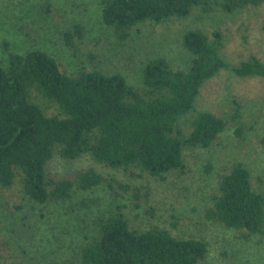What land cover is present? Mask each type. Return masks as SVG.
Returning <instances> with one entry per match:
<instances>
[{
	"label": "trees",
	"instance_id": "trees-1",
	"mask_svg": "<svg viewBox=\"0 0 264 264\" xmlns=\"http://www.w3.org/2000/svg\"><path fill=\"white\" fill-rule=\"evenodd\" d=\"M264 0H100L102 23L124 45L134 27L171 18L257 7ZM86 28L79 23L63 33V42L75 57L86 55ZM181 45L189 56L185 69L156 55L142 67L139 84L118 72L80 68L68 73L44 50L25 53L8 50L0 64V185L15 182L32 201L69 199L74 189L107 187L132 205H148L150 190L104 175L94 168L51 175L48 165L59 156L75 160L89 155L112 169L137 170L165 180L172 171L184 172V151L208 148L228 124L241 137L253 126L231 93L223 115L195 109L204 83L228 67L238 77H263L264 61L251 56L230 65L223 57L225 35L188 27ZM4 43H7L5 41ZM7 47V46H5ZM86 51V52H85ZM264 145V137L261 138ZM83 205L85 201H83ZM92 202V201H91ZM127 205L116 203L91 219L90 232L80 245L81 264H199L208 244L202 239L179 238L165 228L134 227ZM206 217L236 231L237 238L264 236V178L253 176L244 163H235L219 176L213 204ZM1 264V262H0Z\"/></svg>",
	"mask_w": 264,
	"mask_h": 264
},
{
	"label": "rangeland",
	"instance_id": "rangeland-1",
	"mask_svg": "<svg viewBox=\"0 0 264 264\" xmlns=\"http://www.w3.org/2000/svg\"><path fill=\"white\" fill-rule=\"evenodd\" d=\"M76 23L86 28L83 44L94 53L91 61L86 55L73 56L63 42V33ZM188 27L206 33L221 30L225 35L222 57L230 65L251 56L264 61V3L233 14L194 11L185 18L139 24L120 45L112 29L102 23L100 0H0V64L6 62L8 50L40 49L65 72L96 68L121 73L139 84L143 64L158 54L176 69L188 67L189 56L180 42ZM231 93L245 122L253 127L237 137L235 126L228 124L210 147L185 150L184 172H169L165 180L146 173L139 177L137 170L112 169L87 154L75 160L56 156L48 165L51 175L94 168L145 185L150 190L148 205L135 208L129 196L116 199L105 186L74 189L67 200L38 203L22 194L18 181L10 187L0 185L1 264H81L78 251L90 232L92 217L118 202L127 205L129 221L136 228L159 226L179 238L206 241L208 252L199 264H264V236L237 238L235 229L205 215L213 204L219 176L235 163H244L253 176L264 178V78L238 77L230 68H222L202 86L195 109L223 115L230 109L227 96Z\"/></svg>",
	"mask_w": 264,
	"mask_h": 264
}]
</instances>
